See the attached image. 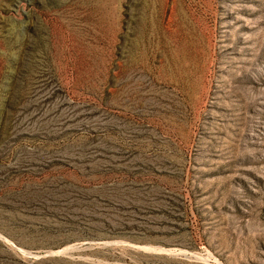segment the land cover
I'll return each instance as SVG.
<instances>
[{
  "label": "rangeland",
  "instance_id": "obj_1",
  "mask_svg": "<svg viewBox=\"0 0 264 264\" xmlns=\"http://www.w3.org/2000/svg\"><path fill=\"white\" fill-rule=\"evenodd\" d=\"M0 264H264V0H0Z\"/></svg>",
  "mask_w": 264,
  "mask_h": 264
}]
</instances>
